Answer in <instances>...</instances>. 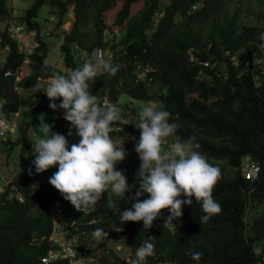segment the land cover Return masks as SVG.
I'll use <instances>...</instances> for the list:
<instances>
[{"label": "trees", "instance_id": "1", "mask_svg": "<svg viewBox=\"0 0 264 264\" xmlns=\"http://www.w3.org/2000/svg\"><path fill=\"white\" fill-rule=\"evenodd\" d=\"M5 1L0 0V14L8 16ZM141 1L36 0L22 21L28 31L38 30L35 19L44 4L62 21L73 6L72 29L64 33L61 46L65 65L75 70L84 63L82 54L88 56L96 48H105L112 52L111 63L119 69L115 75L103 70L94 82H89L93 94L102 101L108 99L117 104L128 120V125H113L115 131L110 135L119 138L125 133L133 134L139 124L137 116H130L124 110L123 93L132 99L162 105V110L171 114L170 122L179 125L174 134L178 141L194 138L195 150L219 167L221 175L213 189V198L221 205V212L199 224L205 213L192 197L193 205L182 206L183 215L173 220L175 226L163 228L169 215V210L164 209L148 230L143 229V221L120 225L119 213L131 208L134 201L122 200L114 194L108 201V194L103 193L93 212L76 211L70 202L60 199L61 194L48 182L57 166L37 174L31 163L35 159L34 137L44 138L40 120L71 142L78 137L76 130L63 118L64 114L49 108V104L26 107L19 113L16 129L0 135L1 151L7 152L9 163L18 153L21 161L16 184H9L0 193V264H70L67 259L50 263L41 260L51 248L49 241L42 238L51 234V206L58 199L61 208L57 216L76 222L69 227L68 236L74 234L80 242L83 237L93 236L96 228L108 232L102 242L109 243V237H121L134 250L154 236L155 255L148 257L146 264H255L258 261L254 248L258 245L264 248V213L259 216L257 212L264 205V71L256 61L264 58V0H148L133 13ZM251 2L259 3V13L247 9V14L255 16L257 22L244 23V5ZM112 11V25L119 27L120 34L115 35L112 30L113 37L105 41L108 29L113 28L106 23V16ZM0 38L3 47H10L6 63L0 68V106L12 119L19 108L15 86L33 90L27 99L32 101L40 96L33 87L39 77H50L53 72L67 73L45 63L47 44L41 42L28 55L32 73L16 83L14 75L4 76V72L7 68L17 70L25 53L9 35L8 28L0 32ZM75 44L79 46L76 54ZM240 53L245 58L237 59ZM138 64L152 65L156 70L148 73L145 80L137 81ZM12 99L16 101L11 103ZM69 131L76 137L70 138ZM253 164L260 168L255 179L247 173ZM30 166L32 175L27 171ZM116 167L124 171L133 187L125 196L134 195L139 165L119 163ZM4 184L2 180L0 185ZM145 198L147 194L142 197ZM115 223L124 231H114ZM96 246L86 249L81 245L84 256H95L99 244ZM192 252L203 253L199 262L191 258ZM98 264H129V261L110 248L98 258Z\"/></svg>", "mask_w": 264, "mask_h": 264}, {"label": "clouds", "instance_id": "2", "mask_svg": "<svg viewBox=\"0 0 264 264\" xmlns=\"http://www.w3.org/2000/svg\"><path fill=\"white\" fill-rule=\"evenodd\" d=\"M5 2L8 4H6L7 11L10 15L0 14V16L12 19L6 28H8L9 35L17 41L20 51L25 53V59L17 70L7 68L4 76L14 75L15 82L19 83L32 73L28 55L33 53L41 42L47 44L45 63L50 64L46 62L49 53V43L46 41V37L58 33L62 35L64 42V33L68 34L72 29L74 11L73 6H70L62 21L60 16L52 13V8L49 6L52 13L51 19L56 18L57 25L54 28L48 27L44 33L40 31V25L38 30H32L36 31L37 35L35 46L29 52L26 51V45L24 51L20 44L21 42L24 44V34L25 31H28L27 24L23 21L18 22L12 16L13 0ZM45 5L47 4L43 6ZM66 23L69 24L68 28H64ZM21 34L23 35L20 37ZM112 37L113 34L107 33L105 41ZM1 41L0 38V44ZM1 48L8 55L9 45L3 47L1 44ZM74 52L75 54L79 52L77 44L74 45ZM6 57L0 58V68L4 67ZM61 57L62 68L50 65L62 69L67 74L53 72L50 77H39L33 87L36 92H40V96H35L32 101H27L33 94V90L32 92L24 90L19 84L14 88L17 94L21 90L29 93L26 99H21L19 108L30 107L32 109L49 104V108L59 110L64 114L63 118L76 130L78 137L71 142L72 145L69 148V142L65 135L54 132L51 125L40 120L39 127L44 138H39L32 143L35 159L31 163L35 168V173L41 174L57 166V171L53 173L48 182L61 194L60 199L62 197L65 201L70 202L75 210L81 213L95 211L103 193L108 194V201H111L113 194L122 200L129 199L134 203L131 208L119 213L120 225L127 222L143 221V229L148 230L152 228L154 220L161 215L164 209L169 210V215L164 219L163 228L175 226L173 220H178L183 215L182 206L193 205L192 197H195L196 203L201 204L202 211L205 213L201 216L199 224L206 223L212 216L221 212V205L213 198V189L221 175L219 167L210 164L203 153L195 150L192 137L186 141H176L171 144L166 138L173 136L179 125L170 122V112L162 109L157 110L151 104L144 105L138 113L139 124L133 134L125 133L119 138H114L120 140L128 137L129 145L126 148L134 147L140 160L134 182L135 185L138 184V188L134 195L126 197L125 194L130 193L133 187L128 184L124 171L117 170L116 166L122 163L129 153L123 142L119 147L117 146L110 133L115 131L113 125L116 123L128 125V120L122 116L121 108L117 104L110 103L108 99L102 101L98 95L93 94L90 91L89 83L90 81L94 82L96 76L103 70L111 75L118 72V67L111 63L113 54L107 52L105 48H96L88 56L82 54L81 61L84 63L75 70H70L65 65L62 52ZM85 59H89V61H85ZM155 70L152 65L138 64L136 80H145L148 73ZM15 101L16 99H12L11 103ZM4 102L5 100L2 101V104ZM16 114L18 118L19 110L10 119L3 111V106H0V134L13 127L12 122L16 121L14 120ZM16 126L17 121L14 128ZM14 130L11 129V131ZM68 134L71 135V131ZM164 145L169 146L168 150L164 149ZM253 165L257 167L256 173L251 175V168L247 173L249 177L255 179L259 175L260 168ZM27 171L29 175L33 174L31 166ZM13 187H15L14 184ZM2 191L3 189L0 188V193ZM145 194H147V198L142 199ZM18 198L23 200L21 194H18ZM60 199L51 206L53 214L51 234L49 237L42 238L49 241L51 248L47 250L41 260L43 263H50L55 260L67 259L70 264H86V255L84 256L81 248L82 242L74 234L68 236L70 234L69 227L75 226L76 222L66 221L57 216V212L61 208ZM59 223L64 225L67 232L65 240L72 241V247L66 251H63L59 244H55L50 239L56 234L55 229ZM113 227L116 232L124 231V228L117 227L116 223ZM92 235L95 239L101 240L108 237V232L103 228H96ZM154 239V236L145 239L136 249L135 257L129 261V264H146L147 258L155 255ZM259 249L261 253L258 252ZM74 250L75 253H73ZM50 251L55 252L56 256L50 257ZM254 252L259 257L255 264L259 261L264 264L263 246L258 245L254 248ZM190 255L194 261L199 262L203 253L192 252Z\"/></svg>", "mask_w": 264, "mask_h": 264}, {"label": "rangeland", "instance_id": "3", "mask_svg": "<svg viewBox=\"0 0 264 264\" xmlns=\"http://www.w3.org/2000/svg\"><path fill=\"white\" fill-rule=\"evenodd\" d=\"M12 2V0H10ZM36 0H13V5L12 6V11L13 14L12 16L18 21L21 22V18L25 15L26 10L29 9L35 2ZM148 2V0H142L139 4V6L133 11V13L137 12V10L141 9V7L146 4ZM251 9L252 11H255L256 13H259V3L257 2H251L250 4H245L244 5V12L242 14L243 16V21L244 23H256V17L251 15V14H247L249 10L247 9ZM112 13H114L113 11L108 14L106 16V23L108 24V26H111L113 24V20H114V15H112ZM51 11H50V7L45 5L43 6L39 13L38 16L36 18V21L39 23L40 25V31L42 33H44L48 27H52L54 28L57 25V19H51ZM70 15V13H69ZM181 19V17H179V20ZM12 22V19H8V18H4L3 16H0V31H2L4 28H6L10 23ZM69 24L66 23L64 25V28H68ZM113 28H109L108 32L115 30L114 34L118 35L119 32V27L112 25ZM20 32V31H19ZM23 34L20 35V37ZM25 39H24V44L23 42H21V47L22 49L25 51V45H26V51L31 52L35 46V42H36V35L37 32L36 31H25ZM46 41L49 43V53L48 56L46 58V62L53 64V65H57L58 67H63V60L61 57V44L63 42V37L62 35L55 33L52 35H49L46 37ZM7 55V52L2 50L1 48V44H0V58H5ZM239 58H245V55L243 53H240L239 56L237 57V59ZM257 64L261 66V68L264 71V58L260 59L258 61L257 59ZM22 77V76H21ZM21 94V95H20ZM29 93H27L24 90H21L18 94H16L17 96V101L18 103H20L21 105V99H26L28 97ZM121 102L123 103V105H126V107H124V110L126 111V113H128V115L130 116H137L138 118V113L142 110V107L144 105L147 104H151L153 106L156 107L157 110H161L162 109V105H160L159 103L153 102V101H143V100H138V99H132L128 96V94L123 93L121 96ZM24 103V102H23ZM25 107V106H24ZM26 108V107H25ZM133 109H136L137 112H133ZM19 113L22 112V107L18 108ZM135 113V114H134ZM137 114V115H136ZM14 120H18L17 118V114H16V118H14ZM16 121L12 122L13 127L11 128L12 130H14V126L16 125ZM9 123V120H8ZM1 135V134H0ZM44 135H42L43 137ZM74 138L76 137L75 134H71L70 138ZM39 136H35L34 140L39 139ZM114 139V138H113ZM171 144L178 141L179 138L178 136H171L166 138ZM116 141L117 146L119 147L122 142L123 145L126 149V151L129 153V155L126 156L125 160L122 162L124 164H138L140 165V160H139V156L138 154L135 152L134 147H129L128 149L126 148L129 145V138L128 137H124L119 139H114ZM69 142V148L71 147V141ZM166 143V142H165ZM169 144V143H166ZM170 144V145H171ZM169 146L168 145H164V149L168 150ZM29 164V160L26 162ZM20 164L21 161L19 159V153L16 154L15 156V160L11 161L9 163V159L7 157V152H2L1 151V137H0V178L4 181V185H0V188H6L9 184L14 183L16 184V177H18V175L20 174ZM2 180H0V184H2ZM253 212V211H252ZM252 212L250 213V215L252 214ZM258 215H262L264 213V205L260 206L257 209ZM109 243H105L102 242L101 240H97L95 239L93 236L91 237H83L82 238V245L87 249V248H91L94 244H96L98 246L99 244V248L97 249L95 256L93 257H88L86 255V264H98V258L101 257L103 254H107L108 250L110 248H113L121 257L125 258L127 261H130L132 258L135 257V252L136 249H132L131 247H129L127 244H125L123 241L124 239L121 237H109L108 238ZM96 246V247H97ZM73 253H75V250L73 251Z\"/></svg>", "mask_w": 264, "mask_h": 264}, {"label": "built area", "instance_id": "4", "mask_svg": "<svg viewBox=\"0 0 264 264\" xmlns=\"http://www.w3.org/2000/svg\"><path fill=\"white\" fill-rule=\"evenodd\" d=\"M257 171V167L252 165L251 167V175H254ZM56 234L50 237L51 240L55 244H59L60 247H62L63 251H66L72 247V241H66L65 236H66V230L64 229V225L62 223L58 224V227L55 229ZM259 253H261V250H258ZM50 257H55L56 253L53 251H50ZM257 264H262L261 261H259Z\"/></svg>", "mask_w": 264, "mask_h": 264}]
</instances>
